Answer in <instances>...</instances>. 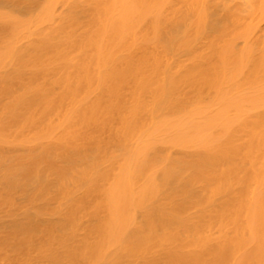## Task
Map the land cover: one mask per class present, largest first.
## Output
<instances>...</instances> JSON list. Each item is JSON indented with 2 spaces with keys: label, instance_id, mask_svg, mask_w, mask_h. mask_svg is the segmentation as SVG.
Segmentation results:
<instances>
[{
  "label": "bare ground",
  "instance_id": "bare-ground-1",
  "mask_svg": "<svg viewBox=\"0 0 264 264\" xmlns=\"http://www.w3.org/2000/svg\"><path fill=\"white\" fill-rule=\"evenodd\" d=\"M0 264H264V0H0Z\"/></svg>",
  "mask_w": 264,
  "mask_h": 264
}]
</instances>
